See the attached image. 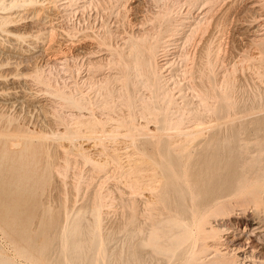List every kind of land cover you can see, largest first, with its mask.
I'll return each mask as SVG.
<instances>
[{
  "label": "rangeland",
  "instance_id": "rangeland-1",
  "mask_svg": "<svg viewBox=\"0 0 264 264\" xmlns=\"http://www.w3.org/2000/svg\"><path fill=\"white\" fill-rule=\"evenodd\" d=\"M0 2V132L18 134L16 141L12 137L17 147L8 142L7 148L15 158L27 151L28 168L36 171L16 185L15 197L35 202L34 213L60 209L69 219L80 214L86 225L96 223L106 247L98 255L107 254L103 260L96 251L99 264H115L122 228L137 213L142 225V213L121 201L128 195L120 172L135 155L136 141L159 136L160 117L173 129L198 123L202 137L221 128L247 136L264 118V0ZM134 42L151 49L157 91L147 86L139 59L132 62ZM24 137L31 140L26 151ZM5 141L0 136V151ZM244 141L253 149L250 156L258 157L260 138ZM226 220L232 232L224 238L234 246L250 237L234 225L244 221L240 211ZM19 245L0 228V262L36 264L19 254ZM47 256L54 264V253Z\"/></svg>",
  "mask_w": 264,
  "mask_h": 264
},
{
  "label": "bare ground",
  "instance_id": "bare-ground-1",
  "mask_svg": "<svg viewBox=\"0 0 264 264\" xmlns=\"http://www.w3.org/2000/svg\"><path fill=\"white\" fill-rule=\"evenodd\" d=\"M4 9L0 2V10ZM134 43L129 53L133 55L132 62L139 59L143 74L149 78L146 79L149 82L147 86L157 91L155 80L158 78L154 81L151 79L154 70V67L151 69V49ZM119 54L126 63L125 55ZM203 91L206 93V89ZM160 118L162 128L158 130L159 136L151 133L154 136L149 134L150 137L136 141L135 155L128 158L127 169L120 172L123 192L128 195L121 201L133 205L135 212L142 213L143 219L142 225L139 224L137 213L134 220H129L122 228L123 242L120 252L114 254L115 264H264V243H257L264 240V118L246 133L247 136L243 135L244 131L235 129L221 133V128L205 137L201 136L203 128L199 129L198 123L186 129L176 126L173 129L167 127L165 117ZM31 134L30 137H33ZM11 135L0 134L7 139L0 151V188L2 184L4 190L8 189L5 200L0 201V228L20 242L19 254L36 264H47L49 250L55 255L54 264H97L101 259L96 261V258L107 254L98 255L100 246L105 250L106 247L98 241L96 223L86 225L80 214L69 219L65 212L60 213V209L55 213L46 210L42 214L34 213L35 202L21 201L20 197H15L16 185L29 182L36 171L28 168L30 162L26 150L31 141H27L29 137H24L21 143L25 146V154L15 158L7 146L13 144L12 137L15 139L18 134ZM250 135L261 140L258 148L261 151L256 158L250 156L252 148L243 146ZM16 144L13 145L17 147ZM121 166L120 163V170ZM44 170H41L42 175ZM93 210L96 212L97 207ZM238 211L244 215V221L234 225L238 227L240 224L242 232H249L250 237L252 234L262 235L257 237L256 243L247 237L243 243L234 246L233 240L224 238L232 231L230 227H225L223 220L233 218ZM26 243L27 246H24ZM96 251L98 256L95 255ZM104 256L103 260L107 257ZM0 264L13 263L2 260Z\"/></svg>",
  "mask_w": 264,
  "mask_h": 264
}]
</instances>
